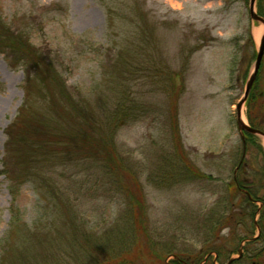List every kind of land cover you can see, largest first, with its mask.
<instances>
[{"label": "rangeland", "instance_id": "374dc122", "mask_svg": "<svg viewBox=\"0 0 264 264\" xmlns=\"http://www.w3.org/2000/svg\"><path fill=\"white\" fill-rule=\"evenodd\" d=\"M249 1L0 0L3 22L14 32L29 34L39 53L56 66L78 98L92 102L105 95L115 104L121 88L107 74L113 73L111 68L122 50L129 51L134 67L128 74L126 99L133 106H145L141 108L145 112L138 110L136 119L130 118L114 133L122 161L119 167L142 186L140 232L132 225L133 187L127 190L117 184L100 165L75 168L68 164L55 169L57 189L63 193L57 204L38 193L29 178L12 198L9 183L0 174V264H12L13 253L22 252L37 255V264H92L86 251L71 243L76 228L92 248L108 257L133 251L136 264H156L158 258L167 264L174 258L184 264H226L227 255L240 258L238 252L228 253L236 248L255 253L261 247L262 243L241 241L238 246L232 238L239 233L240 239L251 240L257 234L254 226L246 233L237 226L235 235L231 227L219 230V220L232 211L236 214L244 207L248 215L254 209L245 206L246 198L238 192L234 175L244 185L240 181L244 173L253 180L255 197L264 195L258 182L259 177L263 181L264 138L255 136L249 150H243L235 122V105L243 95L264 34V25L249 18ZM11 63L0 52V171L6 128L25 100L23 67ZM261 64L264 91V55ZM178 74L182 80L175 82ZM173 80L180 90L175 110L181 145L203 176L185 173L173 153L168 117ZM30 101L32 106V93ZM37 101L33 104L40 109ZM242 116L248 124L245 104ZM164 167L176 176H165ZM64 202L71 212L63 214ZM262 211V217L252 215L250 223L264 227V207ZM76 236L81 239L79 233ZM30 237L32 243L27 240ZM44 240L48 243L43 244ZM259 261L264 264V255ZM236 264L250 262L242 259Z\"/></svg>", "mask_w": 264, "mask_h": 264}, {"label": "trees", "instance_id": "16d2710c", "mask_svg": "<svg viewBox=\"0 0 264 264\" xmlns=\"http://www.w3.org/2000/svg\"><path fill=\"white\" fill-rule=\"evenodd\" d=\"M255 4L257 15L264 19V0H256ZM248 43L253 44L250 38ZM0 52L8 55L12 61V66H22L25 73V100L17 116L6 128L5 157L2 161V171H0V174L9 183L8 188L12 198H15L14 192L18 189V186L29 178L37 186L38 193L46 195L53 203H61V192L59 193L57 189L54 170L58 167L63 168L68 164L74 165L75 168L82 166V164H97L117 184L122 185L127 190L133 187V189H130L131 194L134 196L129 203L132 206L130 212L133 216V228L136 233H139L141 226L139 217L143 214L144 209L142 186L133 174L127 173L122 167H119L122 161L117 156L114 142V133L118 126H123L130 118L136 119L139 115L138 110L145 112L141 109L145 106H133L126 99L128 78H131L128 74L134 67L131 62L134 57L130 55L129 51L123 49L122 54H119L111 68L113 73L111 71V73L107 74L108 77H111L110 80L115 77V84L121 88L120 98L117 97L116 103L113 104L105 95L97 97L92 102L74 96L56 66L46 60L31 42L29 34L23 31H12L1 17ZM142 61L144 62L145 59H142L139 63ZM139 66L142 68L141 65ZM262 67L263 64L259 68L245 106L249 126L264 132ZM156 70L154 69V72ZM246 74H248L247 68L245 69ZM174 80L175 82H180L182 80L181 75H176ZM174 80L173 84H170L169 101L171 106L168 112L174 145L173 153L176 154L179 165L185 173L189 172L193 176H203L187 159L186 152L181 145L177 112L175 110L180 90L174 85ZM31 93L32 106L30 101ZM38 99L40 103L37 101ZM36 101L40 109L34 106L33 102L36 103ZM254 138L255 136L245 133L246 151L254 144ZM171 161L173 162V159ZM166 166L173 169L172 163L170 165L167 162ZM171 169H166L167 171H165L164 167V175L170 178L176 176V172L174 175ZM179 174L182 175V173ZM61 194L63 195V193ZM64 195L67 194L64 193ZM65 204L66 202H64L66 210H62L63 214L67 211L71 212L67 206L68 204ZM245 206L256 209L247 199ZM254 209L249 210L250 213L248 215L244 207H241L239 213L235 214L232 211L226 218L223 217L219 220V230L225 226L231 227L230 233L233 234L235 230L237 231V226H241L243 233H246L251 226H254L253 223H250ZM11 212L13 218L16 217L17 210L14 206L11 207ZM16 219L14 218V220ZM215 222L218 223V219ZM77 233L81 236L80 240L76 236ZM237 233L238 231L234 235ZM85 237L86 235H84L83 231L76 228L71 243L85 250L89 260L91 263L93 262L92 264H136L131 255L133 251L126 249L122 253L117 254L116 257H108L106 254L101 253L99 248L95 246L92 248L88 239H84ZM232 238L236 240L239 246L242 240L239 237V233L238 236ZM27 240L32 243V237ZM42 242L43 244L48 243L46 240ZM236 242L235 244L237 245ZM28 248L32 251V245ZM237 252L236 248V250L228 253ZM215 253L218 257L221 255L220 251ZM13 254H15L16 259L12 264H37L35 259L37 255L34 257L32 252ZM223 254H225L224 251L222 252ZM77 259H80V257L77 256L76 262ZM158 259L156 264H167L161 258ZM229 259L230 256L227 255V260ZM241 260L240 258L235 259L231 264L239 263ZM172 264L184 263L174 258Z\"/></svg>", "mask_w": 264, "mask_h": 264}, {"label": "water", "instance_id": "95a60500", "mask_svg": "<svg viewBox=\"0 0 264 264\" xmlns=\"http://www.w3.org/2000/svg\"><path fill=\"white\" fill-rule=\"evenodd\" d=\"M255 1L256 0H250L249 1V9H248L249 18L254 22H259V23L264 25V19L261 18L260 16H258L255 12ZM263 55H264V34L260 38V41H259V44L257 47L256 56H255L254 65H253L251 73L249 74V76L246 80L243 95H242L241 99L235 105V115H236L235 122H236L237 130H238L240 137L242 139L243 150H245V142H244V134L245 133L253 135V136H258V137L264 138V132L250 127L246 122H244V120L241 117V109H242L243 105L245 104V102L249 96V93L251 91V88L253 86V83L256 79V76L258 74L259 68H260L261 63H262ZM240 256H241V250L238 251V257H240ZM233 260H234V258L230 259L226 264H231L233 262Z\"/></svg>", "mask_w": 264, "mask_h": 264}, {"label": "flooded vegetation", "instance_id": "af4514ba", "mask_svg": "<svg viewBox=\"0 0 264 264\" xmlns=\"http://www.w3.org/2000/svg\"><path fill=\"white\" fill-rule=\"evenodd\" d=\"M240 165H241V163L239 164L237 171H239V168L241 167ZM258 171L259 170H255V172H258ZM236 172H235V174H236ZM260 175L263 177V181H262V179L259 180L260 179V177H259V179H258V182H260L259 188L263 189L264 188V172L261 173ZM240 181L244 185L239 184L238 174H237V176L234 175V182H235V186L237 187L238 192L240 194H242V196H244L251 205L256 206V203L258 201L261 202L260 206L256 208V212L254 211V213L252 215L254 216V215L260 214V216L262 217L261 212H263L262 207H264V195L259 196V197H258V195H256V197H255L254 191L251 190V188H252L251 184L253 183V180L246 179L244 173L241 174ZM253 225L257 231L256 237H253L251 240H249L248 238H244L241 240V242L246 243V245L249 243H252L251 245L257 244V243H259V244L262 243V245H261V247L257 248L255 253H249L247 250L245 251V249H243L241 256H240V259H245V260L249 261L250 264H261L259 259H262V256L264 255V227L261 226L260 224L256 223V222H253ZM242 246H244V245H242Z\"/></svg>", "mask_w": 264, "mask_h": 264}, {"label": "bare ground", "instance_id": "6f19581e", "mask_svg": "<svg viewBox=\"0 0 264 264\" xmlns=\"http://www.w3.org/2000/svg\"><path fill=\"white\" fill-rule=\"evenodd\" d=\"M255 34H257L258 32L256 31V32H254ZM242 118H243V116H242ZM244 119V118H243Z\"/></svg>", "mask_w": 264, "mask_h": 264}]
</instances>
